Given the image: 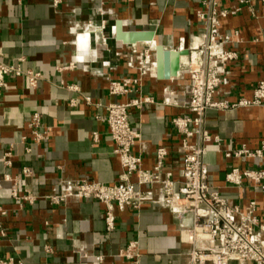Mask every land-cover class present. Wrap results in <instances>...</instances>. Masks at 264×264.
<instances>
[{
    "label": "crops",
    "instance_id": "crops-1",
    "mask_svg": "<svg viewBox=\"0 0 264 264\" xmlns=\"http://www.w3.org/2000/svg\"><path fill=\"white\" fill-rule=\"evenodd\" d=\"M102 1L107 11L103 17L96 12L100 0H64L59 8L53 6L52 0H0V59L12 63L24 58L25 69L45 75L37 89L29 87L24 77L12 76L4 93L0 110V206L8 215L2 219L7 236L0 239V256L13 257L24 264H132L117 254L130 240H138L141 264H187L183 255L187 245L180 240L179 221L167 209L147 204L139 214L117 211L116 228L108 233L105 208L96 200L70 197L61 205H52L40 199L21 209L11 194L14 182L21 191L46 195L62 176L107 183L117 180L119 160L108 126L100 116L107 113L109 103L125 102L131 97L111 95L110 82L138 75L127 64L130 47L115 37L118 20L126 30L155 32V42H149L155 61L156 44L171 50L189 49L199 32L196 12L202 0ZM221 6L229 10L241 7L221 21L222 32L232 36L231 47L239 55L228 66L216 95L236 102L251 98L253 88L264 79V0L253 1V10L235 0H225ZM102 18L108 22V45L97 42L93 35L71 29L77 22L93 20L99 24ZM236 31L239 37L234 35ZM70 61L77 63L76 69L57 70L58 65ZM61 81L77 84L79 91L61 87ZM188 83L187 74L180 72L161 79L153 68L143 77L142 92L157 102L131 112L133 125L142 133L134 151L143 156L144 168L154 166L158 146H167V166L176 178H180L181 137L171 119L188 111L163 105L161 100L165 90L181 94ZM83 94L90 95L93 103L81 100L77 106L70 105V98H81ZM35 112L42 114L50 140L37 144L28 139L22 143ZM205 124L213 135L222 138L224 149L243 144L256 148L264 137V107L208 110ZM95 131L98 140L93 138ZM9 151L12 164L7 166L2 158ZM206 161L210 163L211 182L226 196L241 205L247 198L256 197L259 211L264 213V192L225 183V173L231 167L246 168L255 165L254 161L226 158L215 150L208 153ZM24 167L33 174L26 176ZM5 174L14 181L4 180ZM156 194L159 196L160 191ZM46 246L52 248V253L46 251Z\"/></svg>",
    "mask_w": 264,
    "mask_h": 264
},
{
    "label": "built area",
    "instance_id": "built-area-1",
    "mask_svg": "<svg viewBox=\"0 0 264 264\" xmlns=\"http://www.w3.org/2000/svg\"><path fill=\"white\" fill-rule=\"evenodd\" d=\"M22 2V0H17ZM64 0H52L55 8H59ZM225 0H202L197 10L199 32L192 42L190 51V67L182 72L189 76V83L181 94L165 90L161 104L184 108L187 114L173 116L171 124L180 135L179 165L180 178L168 168L167 161L170 150L167 146L155 149V164L147 169L143 166V156L134 151L137 142L142 139L141 130L133 125L131 112L142 110L147 104L156 103V99L142 92L143 77L154 67V49L149 42L126 44L129 68L138 71V75H126L120 80H112L109 93L114 96L131 95L125 102L114 101L106 106L107 113L100 116L109 130L114 143V154L120 164L118 178L114 182H101L85 177H60L57 186L46 195L35 194L26 189L21 191L16 182L12 186V197L22 209L25 204H35L44 199L52 205H61L70 197L82 200L93 199L105 208L107 232L116 228L117 211H130L139 214L147 204L156 205L169 210L179 221L180 240L187 248L183 251L187 264H264V213H260L258 199L247 198L244 205L226 196L220 187L211 182L210 163L206 156L211 150L223 152L226 158L254 161L255 165L241 168L231 167L225 173L226 186H251L255 192H264V137L256 148L243 144L238 148H223V140L213 135L205 124L208 110L229 111L237 108L264 107V79L253 88L251 98H242L236 102L216 97L223 76L230 63L238 58L237 50L231 47L232 36L222 32L221 21L229 15L236 14L241 7L233 10L223 8ZM241 6H248L255 0H235ZM97 14L103 17L107 11L100 0ZM108 22L102 18L99 24L93 20L86 23L77 22L73 30L93 35L97 42L109 44L107 34ZM239 37V32L234 33ZM241 41V39H240ZM125 44V43H121ZM138 44H142L138 47ZM183 49V48H182ZM179 49V50H182ZM177 50V49H176ZM122 52H118V55ZM24 58L12 63L0 59V110L4 104V93L9 86V78L22 76L29 87L37 89L45 75L33 69H25ZM77 68L75 61L65 62L57 66L59 72ZM61 87L79 91L75 83L61 81ZM83 100L92 104L93 98L83 94L81 98H70L71 106H77ZM29 134L21 138L40 144L50 140V131L43 122L40 112H35L27 123ZM98 132H93L94 140H98ZM30 151V148H27ZM12 153L9 151L2 160L7 166L12 164ZM26 176L33 171L24 167ZM4 180L14 181L9 174ZM2 180L0 179V186ZM160 191L157 196L156 191ZM8 211L0 206V239L7 236L2 219ZM189 219V222H186ZM52 253V248L46 246ZM132 264H141L140 243L130 240L117 254ZM102 261L103 257L98 256ZM0 264H24L13 257L0 256Z\"/></svg>",
    "mask_w": 264,
    "mask_h": 264
},
{
    "label": "water",
    "instance_id": "water-1",
    "mask_svg": "<svg viewBox=\"0 0 264 264\" xmlns=\"http://www.w3.org/2000/svg\"><path fill=\"white\" fill-rule=\"evenodd\" d=\"M115 37L125 44L139 42H155V32L152 30H126L121 20L115 26ZM156 61L154 72L161 79H170L190 67L189 49L171 50L161 44H156Z\"/></svg>",
    "mask_w": 264,
    "mask_h": 264
}]
</instances>
